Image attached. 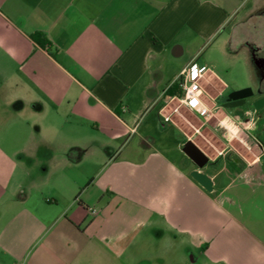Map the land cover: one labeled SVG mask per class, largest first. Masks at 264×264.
<instances>
[{
	"label": "crops",
	"instance_id": "obj_1",
	"mask_svg": "<svg viewBox=\"0 0 264 264\" xmlns=\"http://www.w3.org/2000/svg\"><path fill=\"white\" fill-rule=\"evenodd\" d=\"M216 1L0 0V264H264V93L220 63L260 46Z\"/></svg>",
	"mask_w": 264,
	"mask_h": 264
},
{
	"label": "rangeland",
	"instance_id": "obj_2",
	"mask_svg": "<svg viewBox=\"0 0 264 264\" xmlns=\"http://www.w3.org/2000/svg\"><path fill=\"white\" fill-rule=\"evenodd\" d=\"M216 2H220L230 11L223 36L226 33L230 35L233 32L234 37L237 39H247L249 42H256L260 47H264V0H217ZM230 27H234L235 30H229ZM253 46L242 47L236 55L228 53L221 59V68L224 67L226 72H229V76L226 77L229 84L231 83L230 89L233 90L230 92L250 89L254 96L264 93V63L258 64L254 60L251 53ZM200 54L205 58L208 66L218 64L217 61H209V51H201ZM240 151L243 152V155L249 153L246 148ZM225 196L226 198L229 197V193ZM256 198H264V195L257 194L252 196L251 200L254 201ZM250 210L252 213H264V207H262V212L253 205Z\"/></svg>",
	"mask_w": 264,
	"mask_h": 264
},
{
	"label": "built area",
	"instance_id": "obj_3",
	"mask_svg": "<svg viewBox=\"0 0 264 264\" xmlns=\"http://www.w3.org/2000/svg\"><path fill=\"white\" fill-rule=\"evenodd\" d=\"M204 69L202 67H198L195 63L190 64L189 66L183 68L179 75L176 78L178 81L180 89L183 92L182 102L187 107L197 111L201 116L207 117L210 115L209 110L204 107L201 102L199 101V94H200V86L198 84V78L200 77L201 72ZM195 72V75L193 73ZM193 101L196 103L193 105ZM175 111V108H173ZM247 115V124L254 125L255 121L253 116ZM164 122H168L170 120V114H163L162 115ZM89 213H96L94 209L88 208Z\"/></svg>",
	"mask_w": 264,
	"mask_h": 264
},
{
	"label": "water",
	"instance_id": "obj_4",
	"mask_svg": "<svg viewBox=\"0 0 264 264\" xmlns=\"http://www.w3.org/2000/svg\"><path fill=\"white\" fill-rule=\"evenodd\" d=\"M253 92L250 90L249 96L252 97ZM254 110H259L264 106V97L255 99L251 103ZM182 151L191 159V161L197 166L202 167L207 162V157L190 141H187ZM190 176L199 183L205 190H211V181L210 179L202 172L193 170L190 172Z\"/></svg>",
	"mask_w": 264,
	"mask_h": 264
},
{
	"label": "flooded vegetation",
	"instance_id": "obj_5",
	"mask_svg": "<svg viewBox=\"0 0 264 264\" xmlns=\"http://www.w3.org/2000/svg\"><path fill=\"white\" fill-rule=\"evenodd\" d=\"M249 47L252 45H248ZM251 53L253 55L254 60L256 61V63L258 64H262L264 63V47H254L251 49ZM246 97H250V90H246L244 91V93ZM244 96V95H243ZM242 98V96H241ZM242 100V99H241Z\"/></svg>",
	"mask_w": 264,
	"mask_h": 264
},
{
	"label": "trees",
	"instance_id": "obj_6",
	"mask_svg": "<svg viewBox=\"0 0 264 264\" xmlns=\"http://www.w3.org/2000/svg\"><path fill=\"white\" fill-rule=\"evenodd\" d=\"M32 38L36 41V42H39V40L37 39V36L36 35H33ZM174 85V84H173ZM174 87L175 86H172L170 85L168 90H167V94H172L174 93Z\"/></svg>",
	"mask_w": 264,
	"mask_h": 264
},
{
	"label": "snow or ice",
	"instance_id": "obj_7",
	"mask_svg": "<svg viewBox=\"0 0 264 264\" xmlns=\"http://www.w3.org/2000/svg\"><path fill=\"white\" fill-rule=\"evenodd\" d=\"M193 75H195V72L193 73ZM196 102L195 101H193V105L195 104Z\"/></svg>",
	"mask_w": 264,
	"mask_h": 264
},
{
	"label": "clouds",
	"instance_id": "obj_8",
	"mask_svg": "<svg viewBox=\"0 0 264 264\" xmlns=\"http://www.w3.org/2000/svg\"><path fill=\"white\" fill-rule=\"evenodd\" d=\"M249 115H250V113H249ZM222 126H223V122H222ZM236 131H238V130H236Z\"/></svg>",
	"mask_w": 264,
	"mask_h": 264
}]
</instances>
